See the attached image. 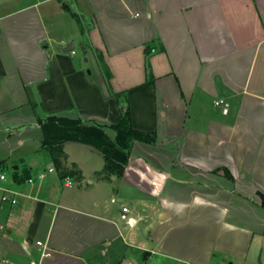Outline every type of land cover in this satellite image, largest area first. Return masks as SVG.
Listing matches in <instances>:
<instances>
[{
  "label": "crops",
  "instance_id": "0c3cea01",
  "mask_svg": "<svg viewBox=\"0 0 264 264\" xmlns=\"http://www.w3.org/2000/svg\"><path fill=\"white\" fill-rule=\"evenodd\" d=\"M125 105L155 141L131 143L120 177L81 142L56 164L41 131L11 172L0 150V195L20 193L0 200L2 260L264 264V0H0V142L52 113L115 123Z\"/></svg>",
  "mask_w": 264,
  "mask_h": 264
},
{
  "label": "trees",
  "instance_id": "16d2710c",
  "mask_svg": "<svg viewBox=\"0 0 264 264\" xmlns=\"http://www.w3.org/2000/svg\"><path fill=\"white\" fill-rule=\"evenodd\" d=\"M161 48V47H160ZM158 48V49H160ZM156 49L151 43L145 46L146 84L153 89V76L148 64V55ZM110 73L106 70L104 78L108 85ZM112 96L118 100L119 94ZM37 124L42 132L41 144L51 147L53 160L59 163L62 152V143L76 141L88 144L98 150L104 158V166L96 174L99 177H120L129 158V147L135 140L148 143L155 141L154 131H141L132 127L128 107H122L121 116L115 123L88 121L80 117L72 118L57 114H48L44 118H37ZM64 156V155H63ZM76 172V171H74ZM70 170L69 173H74ZM226 176L230 174L224 170ZM261 204H264V195L260 193Z\"/></svg>",
  "mask_w": 264,
  "mask_h": 264
},
{
  "label": "rangeland",
  "instance_id": "374dc122",
  "mask_svg": "<svg viewBox=\"0 0 264 264\" xmlns=\"http://www.w3.org/2000/svg\"><path fill=\"white\" fill-rule=\"evenodd\" d=\"M75 10V9H74ZM78 51L80 52V54L83 53L82 50H80L78 48ZM87 56H89V61L86 63V65L89 68H94L95 71L100 70L101 74H105L106 72V68L103 66L102 62H98L96 63L97 60H95L93 58V55L90 51H86L85 53ZM84 58V56H83ZM25 130L30 134V136L27 140H25V142L23 144H19L17 142V132L15 131V133L13 135H11V137L6 141H2L0 142V150L3 149V155H4V159L6 160L7 164L3 167V169L6 172H11V166H12V162H10V159L7 160L6 158L8 156H22L24 155L25 151L28 150L29 147H33L36 144V136L37 133H41V130H38V128H33V127H29L28 125L25 127ZM0 264H12L11 261L8 262H4L2 260V257L0 256Z\"/></svg>",
  "mask_w": 264,
  "mask_h": 264
},
{
  "label": "built area",
  "instance_id": "2783aa9c",
  "mask_svg": "<svg viewBox=\"0 0 264 264\" xmlns=\"http://www.w3.org/2000/svg\"><path fill=\"white\" fill-rule=\"evenodd\" d=\"M215 103L219 106H223L225 104V102L223 100H217L215 101ZM52 170V168H48V171ZM45 174V171H42L38 174V176L40 177H43ZM6 176L4 173H0V180H5ZM29 181H31L32 179L29 178L28 179ZM1 195H0V200L2 202H7V203H10V204H16L17 201H18V195H20L19 191L13 189V188H10V187H1ZM122 211H127V208L126 207H123L122 208ZM36 244L41 246L42 247V250L40 252L41 254V257H45V256H48L50 254V252L48 250H46V246L43 242L41 241H36Z\"/></svg>",
  "mask_w": 264,
  "mask_h": 264
},
{
  "label": "water",
  "instance_id": "95a60500",
  "mask_svg": "<svg viewBox=\"0 0 264 264\" xmlns=\"http://www.w3.org/2000/svg\"><path fill=\"white\" fill-rule=\"evenodd\" d=\"M73 46H74L73 43H69L68 45H66L64 47V50H66V51L70 50V49L73 48ZM222 110H226V107H223ZM121 217L124 218L126 223L132 224L134 222V218L132 216H130V215H126L125 213H122ZM116 264H133V263H132V261L129 258L124 257Z\"/></svg>",
  "mask_w": 264,
  "mask_h": 264
}]
</instances>
